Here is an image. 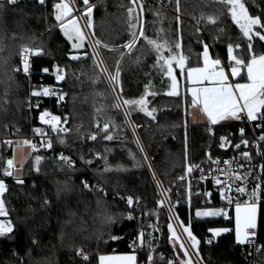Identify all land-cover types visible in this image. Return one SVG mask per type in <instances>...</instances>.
Segmentation results:
<instances>
[{
  "label": "trees",
  "instance_id": "16d2710c",
  "mask_svg": "<svg viewBox=\"0 0 264 264\" xmlns=\"http://www.w3.org/2000/svg\"><path fill=\"white\" fill-rule=\"evenodd\" d=\"M53 1L60 2L45 0L40 5L39 0H18L17 4L9 5L5 0L0 7V179L8 186L4 197L8 216L0 219H10L15 225L11 240L0 239V264H97L100 254L130 252L128 241L136 227L148 222L160 229L156 230L155 251L143 250L139 258L144 264H148V255L153 256L152 264H168L169 260L178 264L168 239L170 220L159 204L160 197L146 162L151 165L173 213L185 225L192 219L204 264H250L249 248L235 243L233 231L214 236L211 244L206 242L210 229L233 228L232 214L230 211L227 219L194 218V209L207 204L202 203L201 184L191 180L186 172L189 165L208 170L209 152L211 156L239 154L243 144L240 150L222 149L219 144L220 137L229 134L233 145L239 143L240 123L190 124L182 97L163 94L168 90L169 79L159 67H154L157 55L151 46L140 38L130 54L122 47L131 39L127 13L132 6L130 0H89L95 5L93 27L89 31L93 40L101 43H95V55L85 40L80 52L85 57L78 61L71 59L70 45L53 19ZM137 1L144 7L140 22L145 35L160 43L167 41L169 46L181 41L188 67L201 65L200 41L208 44L213 57L228 60L227 47L231 43L234 49L236 44L242 49L235 50L234 55L248 58L247 42L222 5L212 0H179L178 5L177 0H164L166 5H156L153 0ZM76 3L84 7L82 0ZM245 4L251 15L264 16V0H245ZM208 16H218V22L207 23ZM31 46L34 50L42 49L43 54L31 56L30 76L15 73L14 69L20 67L22 48ZM254 51L258 55L264 53V41L254 38ZM122 54V99H138L145 86H149V90L159 93L147 97L149 108L157 109L155 120L132 111L128 125L120 108L113 107L118 102L108 73L115 74L116 62ZM163 55L169 53L165 51ZM54 65L64 69L65 80L56 82ZM43 68H48L49 73H43ZM105 68L107 73L103 71ZM174 74L183 96L187 81L176 66ZM42 87L66 95L61 101L57 95L42 96L39 109L29 116L23 109L26 96L30 90ZM45 110L61 118L58 124L62 131L55 132L51 148L31 152L22 165L20 178L24 183L17 184L13 177L1 175V171L12 155L13 146L28 140L30 124L52 130L39 119ZM105 123L109 125L107 133L103 131ZM247 133L246 130L244 138L249 141ZM93 134L96 140L89 138ZM105 135H112L113 139L106 140ZM61 140L65 143H60ZM6 141L13 143L9 146ZM61 154L75 161L74 169L59 159ZM37 155L42 158L39 171H36ZM81 157L90 158L93 163L85 165ZM106 165L113 170L105 172ZM197 171L200 172H193ZM181 176L185 179L180 180ZM82 180H87L93 190L84 189ZM99 188L104 191H98ZM129 196L134 201L131 208L126 204ZM211 206L219 205L213 202ZM129 213L133 216L131 220L126 218ZM108 217L114 222L110 223ZM111 236L122 239L112 240ZM257 240L264 246V203L258 214ZM79 249L87 254V261L77 255ZM257 264H264V249L258 251Z\"/></svg>",
  "mask_w": 264,
  "mask_h": 264
},
{
  "label": "snow or ice",
  "instance_id": "6c2138e0",
  "mask_svg": "<svg viewBox=\"0 0 264 264\" xmlns=\"http://www.w3.org/2000/svg\"><path fill=\"white\" fill-rule=\"evenodd\" d=\"M18 0H6V3L9 5L17 4ZM84 7L82 9H75L80 12L79 16L73 15L74 9L70 7V2L66 0H60L58 3L53 4L54 9V18L57 22L60 32L71 42L73 49L79 50L84 47L85 40L87 39V34L82 30L83 27L92 28V12L95 5L89 3V0H82ZM212 3L222 5L227 9V12L232 20V22L238 27L242 37L247 42V52L248 58L239 57L234 55L235 50H241L240 44L233 45L229 43L227 47L229 64L227 65L229 72L225 71V67L222 66V62L219 58L212 59L210 56L209 46L203 41H200L203 45L202 56V66L188 67L187 66V57L183 55L182 42L177 41L174 45L169 46L167 41L160 43L158 40L149 39L144 32L143 24L141 21V16L144 11L143 4H137V0H130L131 7H128L127 13L129 18V28L132 30L130 32L131 39L122 47L128 50L130 54L139 43V39L143 38L146 41L147 45L151 46V49L157 55V64L154 67H159L162 72H165L170 84L168 90L163 93L169 97H182L185 104V111L189 108L198 109L206 118L208 125L215 126L220 124L222 121H247L254 124V127H259L261 129V135L257 137L258 141H264V53L256 54L254 51V38H258L259 41H264V16H254L249 13L248 8L246 7L245 0H212ZM5 0H0V7H3ZM40 5L45 4V0H39ZM179 0H177V5ZM137 7L139 12H137ZM179 11V7H177ZM158 15V13H157ZM203 18V17H202ZM179 20V17H176ZM218 16H208L207 23L215 25L218 22ZM86 20L85 25H81L80 21ZM135 20V23L131 21ZM199 31V29H197ZM221 32L224 30L221 29ZM94 34V33H93ZM99 45L101 42L97 40L95 42ZM105 47H107L105 45ZM179 50V51H174ZM167 51L168 56H164L163 53ZM43 54V50L37 48L35 50L24 47L21 50V68H16L14 71L20 72L21 70L26 76H30L31 64L29 57L32 55L39 56ZM123 54L121 55L120 60L116 62V71L115 74L108 73V79L112 82L113 91L116 92V99L120 101L113 105L115 108L124 107V115L130 117L132 111H139L145 116L150 117L155 120V113L157 109L149 108L148 96H156L159 93L149 90V86H145V92L138 99H122L123 87L121 84V61L123 60ZM71 59L77 60L80 59L79 56H72ZM162 61V63H161ZM137 63L139 58H137ZM101 63H103L101 61ZM173 65H176L180 70V75L184 77L187 81L189 87L186 89V93H181L180 83L177 79V76L174 75ZM54 77L56 82L65 80V71L58 65H54ZM43 73H49L48 68L41 69ZM105 73L108 70L103 69ZM229 73L233 81L229 80ZM239 78V79H237ZM243 81V82H241ZM117 89L119 91L117 92ZM51 95H57L56 90L51 87H42L41 90H33L31 96L34 97H48ZM66 94L57 95L58 101L64 99ZM190 96V99H189ZM39 107V104L36 105ZM40 121L43 124L49 125L53 131H57V124L60 122L61 118L59 116L53 115L51 112L45 110L39 116ZM66 122V121H65ZM258 122V123H257ZM186 126V121H185ZM99 127V125H97ZM109 125L107 123L103 126V131L108 132ZM33 131L37 135L44 136L45 133L40 128H35ZM211 131V127L209 128ZM240 142L232 144L229 136H221L219 147L222 149H227L228 147H233L236 150L241 149L243 144L245 147L249 145V141L245 139V129L241 128L240 130ZM92 140H96V135L93 134L89 137ZM104 139L112 140V135H105ZM9 146L12 145V141H6ZM60 143H65L61 140ZM24 145L29 146L33 151L36 150V145L32 144L31 141H23ZM42 146H44L42 142ZM46 146L48 148L52 147L51 140L47 141ZM259 147V145H257ZM143 151V148L140 149ZM264 154V153H258ZM240 156L247 161L252 159L251 154L248 151H240ZM41 157L37 155L35 161L37 164L36 171H39V163ZM59 159L63 161L69 168L74 169L75 161L70 157L60 155ZM85 165H91L92 160H84L81 157ZM134 159V157H133ZM147 159V157H145ZM207 159L210 163H215L217 165L214 170L217 174L214 178V184L218 187L219 194L222 200H226L228 205H234L235 209V243L237 245H251L255 243V238L257 235L258 229V214L261 210V201L264 199V188L262 184L264 181L257 183L255 187L248 191L247 182L248 177L251 176V171L241 174L239 169L243 168V165H239L237 168H233L232 165L235 161V157L229 160L223 161L227 166L226 168H220V160H213L211 153H207ZM151 167V165H149ZM14 161L13 159H8L6 162V167L3 170V175L5 177L13 176ZM260 169L264 172V165H260ZM107 165L104 168L105 172L112 171ZM119 170V169H117ZM194 170H199L201 173V179H206L204 175V169L200 165H189L186 169L187 174H191ZM224 175V179L220 178V174ZM155 177V173H153ZM180 180H184L185 177L181 176ZM258 179V178H257ZM15 182L17 184H23L24 181L19 176L15 177ZM83 188L92 191L93 186L88 183L87 180L81 181ZM159 183V182H158ZM233 188L239 197H247V199L241 201L240 199H234L231 195ZM98 191L103 192L102 188L97 189ZM190 190V185H189ZM8 191V186L5 183L4 179H0V217H7L8 210L5 207V193ZM106 194V193H105ZM206 197H211L210 192L203 193ZM123 199V197H121ZM166 198H163L159 201V204L163 206ZM127 204L131 208L133 206V198L131 196L127 197ZM190 202V196H189ZM210 199L205 203L210 204ZM48 201L45 200V204ZM138 204L139 201L137 200ZM172 207H169V212H172ZM223 216L226 219L229 218V213L223 208L215 207H205L202 209H197L195 211L196 218L203 217H218ZM127 219H133L131 213L126 217ZM170 220L175 222V227L172 222L167 224V231L169 233L168 239L172 243L174 249L177 245L179 251L183 253V258L177 254V260L179 264H193V261L190 256L189 249L195 250V255L201 259L199 245L200 241L193 233L192 219L189 218L187 225L184 221L180 220L179 217L173 214L170 217ZM108 221L114 222L111 217H108ZM156 227V226H153ZM177 228L180 229V232H177ZM156 230L160 229L156 227ZM15 231V225L12 221L9 220H0V239L11 240L13 238ZM213 236H220L222 233L230 232L232 229L229 228H220V229H210L209 230ZM145 233L141 231L138 234L136 240H133L130 244V247L133 248V254H122V255H101L99 256V264H137V257L134 254V251L137 247H143ZM186 237V240H185ZM110 239L118 240L122 237L111 236ZM155 239V237H151ZM187 241V242H186ZM35 243V241H34ZM150 243V241H149ZM207 243L211 244L212 240L209 239ZM264 249V246H258L257 251ZM150 251H155L151 249ZM77 255L82 256V258L87 261L89 257L87 254L83 253L82 249L77 250ZM163 258V257H162ZM148 264H152L153 256L148 255ZM168 264H176V260H169Z\"/></svg>",
  "mask_w": 264,
  "mask_h": 264
},
{
  "label": "built area",
  "instance_id": "2783aa9c",
  "mask_svg": "<svg viewBox=\"0 0 264 264\" xmlns=\"http://www.w3.org/2000/svg\"><path fill=\"white\" fill-rule=\"evenodd\" d=\"M153 1L156 5H162L165 3L164 0H153ZM66 2H70V7H72L74 9L73 15L79 16L80 12L76 11L75 9H82L83 7L78 6L76 3V0H66ZM54 3H58V2H56V1L52 2V4H51L52 13L54 10L53 9ZM137 4H138V1H137ZM165 5H166V3H165ZM137 9H139V8L137 7ZM80 23L82 26L86 24L85 20H81ZM56 26H57V24H56ZM84 29H85V33L87 34V40L86 41L88 42L90 48L95 53V55H97V48L95 45V40H93V37L91 36L89 29L87 27H84ZM46 30L48 31L49 28H46ZM29 48L33 49V47H29ZM216 58H219L221 60L222 66H224L225 71L228 72L227 65L229 64V59L223 60L219 56H216ZM30 59H31V56L29 57V61H30ZM19 60H20V67H18V68L22 69L21 57L19 58ZM14 72L15 73H21V74L25 75L22 70L20 72H16V71H14ZM53 73H54V71H53ZM110 86H111V89L113 91L111 81H110ZM32 91L33 90L29 91V94H28V96H26L27 98H26L25 102L23 103V109L25 112H27L29 114V116H31V113L33 111L39 109L41 99H42V96H40V97L31 96ZM113 93H114L115 98H116V92L113 91ZM57 95H58V93H57ZM117 102H120V101H117ZM37 104H39V107H36ZM120 110H121L122 114L124 115V107H121ZM124 117H125V121L127 122V124L130 125V121H129L128 117H126L125 115H124ZM236 122L240 123L239 130L241 128H244L245 132H246V130L248 131L247 135L249 137V145L247 147L244 146V148L241 151H248L251 154L252 159L250 161L244 160L240 156V153L239 154H232V155L231 154H216V155H213L212 158H213V160H216V159L220 160V164H219L220 168H226L227 166L223 163V161L229 160V159H232L233 157H235L236 162L233 163V165H232L233 168H237L238 164L243 165L244 167L239 169L241 174L246 173L248 171H251V173H252L251 176L248 177V182H247L248 191H251L257 183L264 181V172H262L260 169V165H264V154H258V153H264V141H258L257 140V137H259L262 134L261 129L259 127H254L253 123L247 122L246 120L245 121H236ZM35 128L42 129V131L45 133V135L44 136L37 135L33 131V129H35ZM61 131H62V127L60 125H57V131H53V130L48 129L44 125L35 126L33 124H30L28 140L31 141L32 144L36 145V150H38V149L41 150L42 148L43 149H49L46 146L47 141L51 140V143H52V141L54 139L55 132H61ZM42 142H43L44 146H42ZM257 145H259V147H257ZM143 158L145 159L144 154H143ZM88 160H91V159L89 158ZM145 161H147V159H145ZM146 163H147V166H148L149 171L151 173V177H152L153 183L155 185L154 187L157 190V193L160 197V200L163 198L167 199L165 192L162 189V186L160 185V183H158L159 181H158L156 175H155V177L153 176L154 172L150 169L148 162H146ZM208 165H209L208 170L204 171V175H205L206 179H201V173L198 171L192 172L190 174L191 180H196L201 184L202 193H205V192L211 193L210 198L203 195L202 203L206 204L205 202L208 199H210L211 202H210V204H207V207H219V208L231 210L234 207V205L230 206L227 204L226 200L221 199L218 187L213 182L215 176L217 175L214 171L216 169L217 165L215 163H210L209 161H208ZM3 170L1 171V175H3ZM220 178L222 180L225 178L222 173L220 174ZM262 188H264V184H262ZM231 195L233 196L234 199L238 198L241 201L247 199L246 196L245 197H239V195L235 192L234 188H233ZM166 199H165V202L163 204V207L165 208L166 214L168 215V218L170 220V217L174 213H173V211L169 212V207H171V205L169 204L168 200H166ZM213 202H216L219 206H211V204ZM263 203H264V199H262L261 205ZM126 204H127V202H126ZM204 207H206V206H204ZM153 226H155L153 222H148L146 224L137 226L136 227L137 229H135L134 236L131 239H129V241H128V249L130 250V252H133V248L130 247V244L132 243L133 240L137 239L138 234L141 231H143L145 233L144 246L143 247H137L134 251V253L137 257V264H144V261L142 259H140L138 256L139 253L143 250H148L150 248L153 249V247H154L155 239H156V228H154ZM257 234H258V229H257ZM151 237H155V239H151ZM209 239H211L213 241L214 236L212 234L210 236H208V238H206V242ZM149 241H150V243H149ZM239 246L241 248L248 247L249 248L250 264H257V255H258L257 247L260 246V244L257 240V235L255 238V243H253L251 245L246 244V245H239ZM190 256H191V259L193 261V264H204L203 262H201V259L195 255L194 252H190Z\"/></svg>",
  "mask_w": 264,
  "mask_h": 264
},
{
  "label": "rangeland",
  "instance_id": "374dc122",
  "mask_svg": "<svg viewBox=\"0 0 264 264\" xmlns=\"http://www.w3.org/2000/svg\"><path fill=\"white\" fill-rule=\"evenodd\" d=\"M138 10V9H137ZM81 24V23H80ZM89 29V28H88ZM84 32H85V29L83 27L82 29ZM87 40V39H86ZM33 47V46H31ZM203 49V48H202ZM211 56V54H210ZM212 57V56H211ZM214 59V58H212ZM174 66L176 65H173V68ZM177 67V66H176ZM175 75V74H174ZM233 80V79H232ZM235 82V81H233ZM243 82V81H241ZM169 84H170V80H169ZM59 125V124H57ZM27 139H24L18 143H16L13 148H12V155L9 159H13L14 161V168H13V174H14V177L16 176H21V173H22V164L23 162L28 158L29 154L33 151L29 146L27 145H24L23 144V141H25ZM15 179V178H14ZM225 211H227L228 213L231 211V214H232V221H233V228H232V231H233V235H234V240H235V209L234 207L230 210V209H225ZM225 218V217H223ZM2 220V219H0ZM170 222H172L174 224V227H175V222L170 220ZM169 222V223H170ZM213 229H220V228H213ZM177 232L179 233L180 232V229L177 228ZM212 234V233H211ZM185 240H186V237H185ZM187 242V241H186ZM175 250V254H179V256L181 258H183V253L179 251V247L177 245L176 249ZM190 252H194L195 253V250L194 249H189ZM122 254H133V252H127V253H108V254H100L101 255H122ZM135 254V253H134ZM99 257V256H98ZM97 264H99V258H97ZM178 264H179V261H178Z\"/></svg>",
  "mask_w": 264,
  "mask_h": 264
},
{
  "label": "crops",
  "instance_id": "0c3cea01",
  "mask_svg": "<svg viewBox=\"0 0 264 264\" xmlns=\"http://www.w3.org/2000/svg\"><path fill=\"white\" fill-rule=\"evenodd\" d=\"M211 58L216 59V57H213V56ZM200 66H202V56H201V65ZM228 72H229V70H228ZM229 80H230V82H233L232 77L230 76V73H229ZM188 87H189V85H188ZM188 116H189L188 120H189L190 124H205V123H207V120H206L205 116L198 109L189 108L188 109ZM233 121H235V120H233ZM30 154H29V156H30ZM24 162H23V164H24ZM12 177L15 178L14 174H13Z\"/></svg>",
  "mask_w": 264,
  "mask_h": 264
},
{
  "label": "water",
  "instance_id": "95a60500",
  "mask_svg": "<svg viewBox=\"0 0 264 264\" xmlns=\"http://www.w3.org/2000/svg\"><path fill=\"white\" fill-rule=\"evenodd\" d=\"M52 16H53V19L55 20V18H54V10H53V14H52ZM55 21H56V20H55ZM60 33H61V32H60ZM61 35L64 37V35H63L62 33H61ZM64 38L66 39V41H68L66 37H64ZM68 43H69V45H70V49H71V51L73 52L72 56H79V57H80V59H77V60H74V61L81 60V59H83V58L85 57V54H81V53H80V52H82L83 48H82V49H79V50H76V49H73V48H72V46H71V42L68 41ZM72 56H71V57H72ZM72 60H73V59H72ZM202 208H205V207H201V208H197V209H202ZM215 208H219V207H215ZM197 209H194V211H193L194 218H196V217H195V211H196ZM219 217H221V216H218V217H203V218H196V219H214V218H219Z\"/></svg>",
  "mask_w": 264,
  "mask_h": 264
},
{
  "label": "bare ground",
  "instance_id": "6f19581e",
  "mask_svg": "<svg viewBox=\"0 0 264 264\" xmlns=\"http://www.w3.org/2000/svg\"><path fill=\"white\" fill-rule=\"evenodd\" d=\"M88 159H89V158H88ZM88 159H87V160H88Z\"/></svg>",
  "mask_w": 264,
  "mask_h": 264
}]
</instances>
